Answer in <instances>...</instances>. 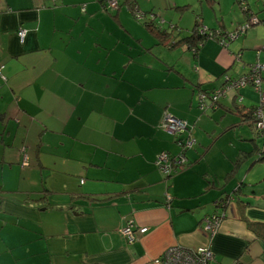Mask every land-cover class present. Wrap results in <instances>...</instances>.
<instances>
[{"label": "crops", "instance_id": "1", "mask_svg": "<svg viewBox=\"0 0 264 264\" xmlns=\"http://www.w3.org/2000/svg\"><path fill=\"white\" fill-rule=\"evenodd\" d=\"M205 1L211 14L190 12L186 27L189 0H134L147 19L151 11L155 20L158 8L161 28L176 25L159 42L131 17L126 0L113 12L105 0H0V264H163L160 255L172 244L209 246L213 264H264V185L251 199L242 163L227 177L242 151H251L254 164L256 130L253 146L235 158L234 145L216 144L238 122L253 126L241 116L256 102L252 87L220 97L213 108L198 100L225 74L250 67L257 55L244 60L242 49L260 36L245 31L239 46L208 37L196 53L186 42L166 43L188 35L196 18L222 30L246 20L239 0ZM245 2L264 23L257 13L264 0ZM19 27L26 28L23 39ZM208 109L207 116L231 112L238 121L212 126L203 121ZM165 112L187 128L162 129ZM189 136L195 141L183 149L186 163L167 176L157 155L182 151L178 139ZM222 198L224 207L215 204ZM215 210L224 216L211 236L202 218ZM128 220L147 226L131 241L120 230Z\"/></svg>", "mask_w": 264, "mask_h": 264}, {"label": "built area", "instance_id": "2", "mask_svg": "<svg viewBox=\"0 0 264 264\" xmlns=\"http://www.w3.org/2000/svg\"><path fill=\"white\" fill-rule=\"evenodd\" d=\"M105 2L106 7L116 9L118 7L119 0H105ZM134 14L137 18H141L144 15L143 11L137 8H135ZM257 20L258 19L256 18V16L251 15L249 19L242 22L239 26L228 30L224 36H221L219 38V42L223 45H227L230 39H234L237 35H239L247 27H249L252 22H257ZM202 28H205V26H203ZM25 33L26 28L19 27L17 29V35L21 39H23ZM238 57L239 53L237 52V54H235V58L238 59ZM1 67L2 64H0V68ZM263 69L264 64H260L256 61L255 63L250 64V68L247 73H242L238 77L225 74V82L212 90L210 94L211 100H209L210 102L218 100L222 94H224L228 89L232 87H238L239 85H244L249 82L252 83L259 92L258 102L255 106L253 114L255 119L254 124L257 137L259 138L260 136L262 138L260 140V146L262 148H264V87L262 86L264 84V79L261 77L260 72ZM206 96V92H198V100L201 108L208 106L205 101ZM159 126L172 134H178L185 128H187V122L183 118L165 112L163 119L159 123ZM179 142L182 147H188L191 146V144L194 142V138L189 136L183 140H179ZM182 161H185V155L183 154V152H178L173 158H170V155L167 152L161 151L155 159L156 165L162 170L164 174L173 172L177 168L176 165L182 163ZM28 162L29 156L28 154L24 153L22 156V164L26 165L28 164ZM213 215L214 216L212 217V219L210 220L209 217L207 219V222L203 225L204 228L208 230L211 236L217 230L214 228L218 227L223 217V212L221 214L213 213ZM146 229L147 226L144 225L135 227L134 223L131 220H128V222L120 228L121 232L127 237L129 241L135 238L136 231L144 232ZM195 253H197L198 255L196 258L194 257ZM160 257L163 264H213V251L208 246H200L196 249H193L192 247L182 244H172L167 246L162 251ZM232 264L244 263L239 262V260H234Z\"/></svg>", "mask_w": 264, "mask_h": 264}, {"label": "rangeland", "instance_id": "3", "mask_svg": "<svg viewBox=\"0 0 264 264\" xmlns=\"http://www.w3.org/2000/svg\"><path fill=\"white\" fill-rule=\"evenodd\" d=\"M190 1V3H191V6L189 7V10H187L186 11V13H184V16H183V19H182V21L183 22H185V23H187V26L186 27H188L189 25H190V23H192V20H193V17H191V13L190 12H193V11H199V9H200V7H203V9H205V12H207L208 11V13H210L211 14V9H209L210 7H207L205 4H206V1L205 0H203V2L202 3H200V0H189ZM253 1V0H252ZM237 4V3H236ZM259 4H260V2H259ZM235 6H237V9L238 10H241V7L239 6V5H235ZM163 8V7H162ZM261 8V7H260ZM122 9H125V10H127L126 9V7L123 5L122 6ZM109 11H111V12H113L114 10L113 9H108ZM157 10H158V8H157ZM157 10H155V12L158 14L157 16H156V19H155V21L157 22V20L160 22V19H164V17L162 16V14L160 13V12H158ZM211 10V11H210ZM161 11H166V12H168L169 14H171V10L170 9H165V8H163ZM257 13L258 14H262V15H264V9H261V10H259V11H257ZM135 21H137V22H139L141 25L143 24V21L144 20H146L147 18V16H142L141 18H137V17H135V15L133 14V16H131ZM203 17H205V15H203ZM207 18V17H206ZM256 18L257 19H259V17L258 16H256ZM163 23V22H162ZM166 24H168V23H164L163 25H166ZM240 25V24H239ZM238 25V26H239ZM251 26V27H250ZM249 27H247L244 31H242L239 35H241V36H239V35H237L233 40H232V42H231V44L232 43H236V42H238L237 43V46H239V44H240V42H241V40H242V38L243 37H245L246 35H243V33L245 32V31H247L246 33H249V31L251 32H255L256 33V36L255 37H257V36H260V39H258V42H256V44L254 45V46H252V48H243L242 49V52L244 51V53L242 54V58L244 59V60H246V59H248V60H252L253 58H255V53H256V55H257V58L254 60V62H252V63H255L256 61L257 62H259L260 64H264V60H261V59H259V53H260V50L261 49H264V41L261 43V41H262V38L264 37V23H262V21L261 22H259V23H255V25H250ZM254 26V27H253ZM234 27V26H233ZM237 27V26H236ZM253 32V33H254ZM239 36V37H238ZM263 36V37H262ZM217 42H219V41H217ZM220 43V42H219ZM221 44V43H220ZM262 44V45H261ZM261 45V46H260ZM260 46V47H259ZM236 54H237V47H236ZM234 58H235V54H234ZM251 63V64H252ZM250 68V67H249ZM249 68L246 70V71H244V72H242V73H247L248 71H249ZM264 70V69H263ZM263 70H261V72H260V75H261V77H262V71ZM242 73H239V74H237V75H235V77H238V76H240ZM245 86H251L252 88H251V90H250V95H248V96H250V97H252V99H254V100H256V102H254V103H252L250 106H248L247 108H246V111L248 112L251 108H252V110H251V112L253 113L254 112V110H255V106L257 105V102H258V98H259V95H258V90L255 88V86L252 84V83H246V84H244V85H239L238 87H232V88H230V89H228L224 94H222L221 95V97H223V96H226L227 94H231V93H234V92H236L240 87H245ZM263 87H264V84L262 85ZM234 95V94H233ZM239 94H235V97L238 99V96ZM196 99V98H195ZM241 99V96L239 97V100ZM236 101V100H235ZM194 102H195V106H197L198 104L196 103L197 101H195L194 100ZM237 102V101H236ZM206 112H205V114H204V119H203V121H207L208 119H210V122H207V124H211L212 126L214 125V124H216V123H219V125H223V126H225V125H227L226 123H228V122H230L231 120L233 121V123H235V121H238V120H233L235 117L234 116H231V115H229V114H231V112H227V113H224V115L225 114H227V115H225V116H223L222 117V114H220L219 112H216V113H214V114H212V115H209V116H207L206 114H211L213 111L211 110V109H208V110H205ZM229 115V116H228ZM236 118H237V115H236ZM231 121V122H232ZM244 121V120H243ZM251 121V118H249V122ZM254 121H255V119H254ZM230 122V123H231ZM247 122H248V120H247ZM229 123V124H230ZM228 124V125H229ZM249 125H247L246 123H244V122H242V123H240V122H238L237 123V125H235V127L233 128V129H231V130H233V132L232 131H230V132H228V133H226L225 135H223L218 141H217V143L216 144H219V143H221V142H226V144L228 143V145H229V147H233V145H234V149H233V151H232V153H233V157L235 158V155H236V152L238 151V149L239 148H242V147H245L246 149H249V148H251L252 146H253V142L251 141V139H249L251 136H252V133H253V131H252V128H253V126H251V128L250 127H248ZM254 129H255V124H254ZM253 129V130H254ZM200 132V131H199ZM237 132V133H236ZM243 133H246V137H241L240 135L241 134H243ZM194 138V137H193ZM257 138V137H256ZM262 138L259 136V138H257V141H256V143L258 142V141H260ZM194 141H195V138H194ZM194 143V142H193ZM192 143V144H193ZM260 143H261V141H260ZM260 143H259V145H260ZM192 144H191V146H192ZM255 145H258V144H255ZM258 145V146H259ZM189 147L190 146H188L187 147V149H189ZM215 148V147H214ZM245 148H243V149H245ZM258 149V148H257ZM212 150H214V149H212ZM258 151V150H257ZM256 151V152H257ZM212 152V151H211ZM231 153V152H230ZM247 153V152H246ZM239 154L238 155V159H239V156H242V159L243 158H247V159H244L245 161L243 162L242 160H239L240 161V163L239 164H241V166H240V172H241V175L244 173L245 175H246V178H245V181L247 182V185H245V187H246V191H248L251 195H252V193H253V190H254V192L256 193L257 192V194L259 193V188L262 186V184L264 185V159H260V160H256L255 162H254V164L253 165H251L250 167H249V162H250V160H251V156L249 155V154ZM207 157H211V154H210V152L207 154ZM257 157V156H256ZM254 160V159H253ZM238 161V162H239ZM239 169V168H238ZM254 182H256V183H254ZM237 183V182H236ZM250 184H252V186L250 185ZM254 187V188H253ZM252 197L253 198H251V199H254V196L252 195ZM224 198H222V204H224ZM220 203H221V201H216L215 202V204L216 205H220ZM220 212V211H219ZM218 212V213H219ZM213 213H217L216 212V210L215 211H212V212H209V213H207V214H205L204 216H203V225L207 222V219L209 218L210 220L212 219V217L214 216L213 215ZM221 222V221H220ZM220 224V223H219ZM218 227H219V225H218ZM218 227L217 228H214V229H218ZM203 228H204V226H203ZM205 229V228H204ZM215 233V232H214ZM205 247H206V245H204ZM198 247H200V246H197V247H192L193 249H196V248H198ZM209 247V246H208ZM210 248V247H209ZM211 249V248H210ZM212 250V249H211ZM198 255H197V253H195L194 254V257L196 258ZM195 261V260H194Z\"/></svg>", "mask_w": 264, "mask_h": 264}, {"label": "trees", "instance_id": "4", "mask_svg": "<svg viewBox=\"0 0 264 264\" xmlns=\"http://www.w3.org/2000/svg\"><path fill=\"white\" fill-rule=\"evenodd\" d=\"M125 1V0H124ZM127 1V5H128V8L131 10V12L134 14V11H135V8H137V9H139L138 7H137V5H136V3L134 2V0H126ZM240 2H242L241 3V8H242V10L244 11V12H246L247 13V17H246V20L247 19H249L250 17H251V15H254V16H256V14L255 13H253V12H250V10H249V7L247 6V3L245 2L244 3V1L245 0H239ZM118 6H119V2H118ZM186 7L187 5H182L181 7ZM108 8V7H107ZM143 13H144V15L146 14V11H143ZM151 13V14H150ZM147 14H148V19L147 20H144V24H145V26H146V28L150 31V32H152L153 34H154V36L157 38V40L159 41V42H163L164 40H166L167 39V37L171 34V31L174 29V27H176V25L175 24H170L168 27H164V28H161L160 26V24L159 23H156L155 22V20H154V13L153 12H151V11H147ZM150 14V15H149ZM135 15V14H134ZM152 15V16H151ZM260 21V19H258L257 20V22H252L250 25H253V24H255V23H258ZM249 25V26H250ZM203 26H205V28H202ZM227 31L228 30H222V29H219V28H211V27H209V26H207V25H205V24H203V22H201L200 20H199V18H196V20H195V22H194V24H193V27H192V29H191V32L188 34V35H186V36H184V37H181V38H179L178 40H171V39H169V41L168 42H166L170 47H173L174 45H177V44H180V43H185L186 42V44L190 47V48H192L193 49V52L194 53H196L197 52V50H198V46H199V44H200V42L201 41H203L204 39H206V38H208V37H213V38H215L216 40H218L219 41V38L221 37V36H224L226 33H227ZM223 45V44H222ZM227 75H229V74H227ZM230 76V75H229ZM262 78L264 79V76L262 75ZM224 82H225V80H224ZM215 88V87H214ZM214 88H210V89H205V90H200V91H204V92H206V93H208L207 94V96L209 97V100H211V92H212V90L214 89ZM199 91V92H200ZM210 102V101H209ZM211 103V104H210ZM209 104H210V108H213V107H216L217 105H219V99L218 100H214V101H211ZM215 104V105H214ZM205 108V107H204ZM203 108V109H204ZM251 110H252V108L246 113V112H241V116H243V119L245 120V119H249V118H251V121H250V123L253 125V127H254V114L251 112ZM241 111V110H240ZM245 114H247V116L245 115ZM241 119H242V117H241ZM180 139H178V141H179ZM258 146V145H257ZM184 148H187V147H183L182 148V151H180V152H183V149ZM258 149H256V151L257 152H255L256 154H255V156H257V157H255L256 158V160H260V159H264V148H262L260 145L257 147ZM165 152H167V151H165ZM251 151H247V153H246V151H242L240 154H249ZM168 154H169V152H167ZM178 153V152H177ZM177 153H175V154H169L170 155V158H173ZM183 154H184V152H183ZM185 155V154H184ZM242 159V156H239V159H238V156H237V158H236V160L234 161V167H233V169L231 170V171H229L228 173H227V177H230V176H232L233 174H234V172H235V169L237 168V166L239 165V163H240V161L239 160H241ZM255 160V161H256ZM186 156H185V161H182V163H180V164H177L176 165V167L178 168H180L183 164H185L186 163ZM239 161V162H238ZM21 164H22V159H21ZM27 165V164H26ZM157 166V165H156ZM176 168V169H177ZM160 169V168H159ZM176 169L174 170V171H176ZM161 170V169H160ZM162 171V170H161ZM173 171V172H174ZM173 172H170V173H168V174H166L167 176L168 175H171ZM264 179V178H263ZM171 199V195L169 194V193H167L166 194V200L167 201H169ZM220 204H222V201H221V203ZM223 206L222 207H224L225 205H226V201L224 202V204H222ZM217 213L219 212V211H216ZM223 212V216H224V211H220L219 212V214H221Z\"/></svg>", "mask_w": 264, "mask_h": 264}, {"label": "water", "instance_id": "5", "mask_svg": "<svg viewBox=\"0 0 264 264\" xmlns=\"http://www.w3.org/2000/svg\"><path fill=\"white\" fill-rule=\"evenodd\" d=\"M231 40V39H230ZM236 261L239 260L238 258L235 259ZM239 262H242L241 260H239ZM243 263V262H242ZM232 264V263H231Z\"/></svg>", "mask_w": 264, "mask_h": 264}, {"label": "bare ground", "instance_id": "6", "mask_svg": "<svg viewBox=\"0 0 264 264\" xmlns=\"http://www.w3.org/2000/svg\"><path fill=\"white\" fill-rule=\"evenodd\" d=\"M208 106H210V104H208Z\"/></svg>", "mask_w": 264, "mask_h": 264}]
</instances>
